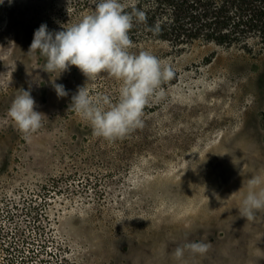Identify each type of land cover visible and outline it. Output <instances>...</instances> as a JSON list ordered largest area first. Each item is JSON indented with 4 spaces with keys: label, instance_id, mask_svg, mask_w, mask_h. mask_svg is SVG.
<instances>
[{
    "label": "rangeland",
    "instance_id": "rangeland-1",
    "mask_svg": "<svg viewBox=\"0 0 264 264\" xmlns=\"http://www.w3.org/2000/svg\"><path fill=\"white\" fill-rule=\"evenodd\" d=\"M121 2L131 11L130 0ZM93 10L91 0L0 4V210L46 183L64 264H264V211L247 220L238 210L249 178L264 180V39L129 32L131 52H150L174 76L162 85L164 99L144 108L143 127L107 141L68 109L80 87L115 102L120 82L106 73L86 80L76 66L56 77L40 69L43 57L27 53L42 23L63 30ZM52 79L68 96L57 97ZM21 89L43 113L27 137L8 116ZM8 222L0 218V227L16 226ZM194 241L211 247L203 256H172Z\"/></svg>",
    "mask_w": 264,
    "mask_h": 264
},
{
    "label": "clouds",
    "instance_id": "clouds-1",
    "mask_svg": "<svg viewBox=\"0 0 264 264\" xmlns=\"http://www.w3.org/2000/svg\"><path fill=\"white\" fill-rule=\"evenodd\" d=\"M12 0H9L11 3ZM94 10L63 30L50 31L42 23L35 31L27 53L44 58L43 71L51 74L70 71L76 66L86 77L95 80L102 73L120 82L118 99L90 96L80 87L71 96L68 110L75 111L92 129L97 138L115 141L143 127L144 108L155 98L165 97L162 85L174 76V69L148 51L133 53V41L129 32L134 23H144L146 14L136 7L135 0L125 11L121 0H91ZM4 0H0L3 4ZM155 31H158V26ZM58 98L68 96L63 84L51 81ZM36 101L29 90L21 89L13 99L8 116L25 137L42 127L43 113L35 110ZM264 184L259 176L248 180V191L238 208L240 216L253 220L255 214L264 211ZM119 223V222H118ZM211 245L203 241L178 245L172 256L181 261L185 251L205 255Z\"/></svg>",
    "mask_w": 264,
    "mask_h": 264
},
{
    "label": "trees",
    "instance_id": "trees-1",
    "mask_svg": "<svg viewBox=\"0 0 264 264\" xmlns=\"http://www.w3.org/2000/svg\"><path fill=\"white\" fill-rule=\"evenodd\" d=\"M147 1L153 8L145 12L144 23H134L132 34L146 28L171 41L205 36L223 42L253 32L264 39V0H222L221 4L214 0ZM157 26L159 30L155 31ZM23 193L0 210V218L16 224L0 227V264H64L68 259L54 233L58 215L50 214L48 186L45 183L27 190L28 195Z\"/></svg>",
    "mask_w": 264,
    "mask_h": 264
}]
</instances>
